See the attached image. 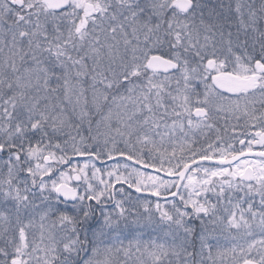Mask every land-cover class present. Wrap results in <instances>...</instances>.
Returning <instances> with one entry per match:
<instances>
[{
  "label": "snow or ice",
  "instance_id": "obj_1",
  "mask_svg": "<svg viewBox=\"0 0 264 264\" xmlns=\"http://www.w3.org/2000/svg\"><path fill=\"white\" fill-rule=\"evenodd\" d=\"M0 264H264V0H0Z\"/></svg>",
  "mask_w": 264,
  "mask_h": 264
}]
</instances>
